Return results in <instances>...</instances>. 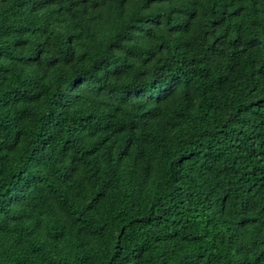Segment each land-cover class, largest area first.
Segmentation results:
<instances>
[{"label": "trees", "instance_id": "1", "mask_svg": "<svg viewBox=\"0 0 264 264\" xmlns=\"http://www.w3.org/2000/svg\"><path fill=\"white\" fill-rule=\"evenodd\" d=\"M0 264H264V0H0Z\"/></svg>", "mask_w": 264, "mask_h": 264}, {"label": "clouds", "instance_id": "2", "mask_svg": "<svg viewBox=\"0 0 264 264\" xmlns=\"http://www.w3.org/2000/svg\"><path fill=\"white\" fill-rule=\"evenodd\" d=\"M35 13H39V12L35 10L28 11V15H32ZM48 15H49V7L47 9V22L45 24V28L51 29V26L48 20ZM55 36L56 34L52 37L55 38ZM97 150H98V145L85 148L84 150H82L84 153V156L81 159V161L78 164L74 165L73 167L65 169V170L74 172L76 175L80 177H83L84 173H86L87 171H91L96 165L100 166L101 170H103L105 166V161H104V158L97 153ZM78 168H81V169H78Z\"/></svg>", "mask_w": 264, "mask_h": 264}]
</instances>
